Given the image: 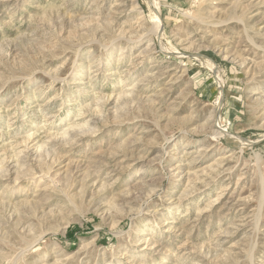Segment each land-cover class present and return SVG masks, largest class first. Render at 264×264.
<instances>
[{
  "label": "rangeland",
  "instance_id": "obj_1",
  "mask_svg": "<svg viewBox=\"0 0 264 264\" xmlns=\"http://www.w3.org/2000/svg\"><path fill=\"white\" fill-rule=\"evenodd\" d=\"M263 95L264 0H0V264H264Z\"/></svg>",
  "mask_w": 264,
  "mask_h": 264
},
{
  "label": "bare ground",
  "instance_id": "obj_2",
  "mask_svg": "<svg viewBox=\"0 0 264 264\" xmlns=\"http://www.w3.org/2000/svg\"><path fill=\"white\" fill-rule=\"evenodd\" d=\"M157 16H158V15H157ZM155 18H156V16H155ZM155 20H156V23H155V24H156V27L158 28L159 25H158L157 23H159V22L157 21V18H156ZM153 28H155V25H154ZM157 28L153 29V30H154L153 32H155V31L157 30ZM156 32H157V31H156ZM156 32H155V33H156ZM209 62H210V61H209ZM210 63H211V62H210ZM210 65H211V64H210ZM263 96H264V95H263ZM263 96H262V97H263ZM260 98H261V97H260ZM263 98H264V97H263ZM260 100H261V99H260ZM262 102H264V99H263ZM218 125H219V123H218ZM216 127H217V126H216ZM217 129H218V131H219V129H220L219 126L217 127ZM217 129H216V130H217ZM83 133H84V132H83ZM78 135H79V134H78ZM74 136H76V135H74ZM81 136H82V135H81ZM81 136H80V137H81ZM77 137H78V136H77ZM38 148H39V147H38ZM17 155H18V153H17ZM142 232H143V231H142Z\"/></svg>",
  "mask_w": 264,
  "mask_h": 264
}]
</instances>
